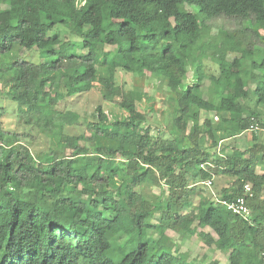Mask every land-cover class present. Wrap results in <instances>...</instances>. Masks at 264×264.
I'll return each instance as SVG.
<instances>
[{
    "label": "trees",
    "instance_id": "obj_1",
    "mask_svg": "<svg viewBox=\"0 0 264 264\" xmlns=\"http://www.w3.org/2000/svg\"><path fill=\"white\" fill-rule=\"evenodd\" d=\"M220 17L247 27L213 36ZM262 23L264 0H0V57H12L0 83L23 126L7 129L0 107V264H194L166 232L195 228L227 264H261ZM33 52L38 62L26 58ZM126 75L166 82L168 136L153 134ZM95 85L102 103L85 136L71 135L80 115L60 105ZM202 113H215L219 129ZM34 130L49 140L47 161L28 146ZM243 133L253 143L245 150L234 142ZM245 184L250 220L212 201L237 200Z\"/></svg>",
    "mask_w": 264,
    "mask_h": 264
},
{
    "label": "rangeland",
    "instance_id": "obj_2",
    "mask_svg": "<svg viewBox=\"0 0 264 264\" xmlns=\"http://www.w3.org/2000/svg\"><path fill=\"white\" fill-rule=\"evenodd\" d=\"M2 9L5 8V6L1 7ZM209 26L211 27V34L213 36H218L219 32L221 30L225 31H236L239 29H243L244 27H247L246 21H240L237 19H231L228 17H220L217 19H214L209 22ZM72 26H69L71 28ZM260 35L264 36V23H262V28L260 30ZM249 38L255 42V48L256 49H263V45L260 43L259 40L256 38H251L252 35L249 32ZM207 39V38H206ZM66 47L71 48L72 46H76L77 51L79 53H82L84 51V48L81 43H69L66 42ZM112 53V58H117V49L116 48H110ZM262 57H264V50L262 53ZM12 57H0L1 61L4 62L0 63V68L3 69L4 65L10 61ZM26 58H29L38 62L40 60L38 54L35 52L27 54ZM6 63V64H5ZM211 65V63H209ZM6 70V67L4 68V71ZM124 81L127 83V86L135 90L136 99L138 101L139 108L142 111L147 112L148 117H150L152 121V125L154 127L153 134L158 135L162 134L163 136H168L169 130L168 128L171 125V118L170 117V104L168 101L169 97V91L166 87V82L159 80L157 78L146 76L145 78H139L137 75H126L124 78ZM188 80H192V74L189 73ZM249 87H255V84L253 82L248 83ZM210 97H213L212 95ZM215 99V98H214ZM102 103L101 98V92L98 87L95 88L89 92L86 95L71 98L67 100L66 102L61 103L60 108L64 110H72L80 115L81 120L78 123L77 127H74L70 129L71 135H82L85 136L86 134V123L92 119V114L94 113L95 109L99 104ZM149 106L152 107L151 110H149ZM0 107H4L6 110V115L3 119L4 125L7 129L10 130H22L23 126L19 124L17 116H16V109L18 108V104L14 101H10L8 97H6L5 90L3 88V85L0 83ZM105 111L107 113H112L113 108L110 104L105 103L104 104ZM119 111L115 110V113H118ZM210 117V119L213 122V126L216 129H219V118L216 117L215 113H202V118ZM158 131H161L158 133ZM221 133V132H220ZM33 138L28 141V146L31 149V151L34 153L35 156L41 155L42 158H44L46 161L49 160L50 156V143L47 138L42 136L37 130L32 131ZM259 138L261 137L262 133L260 132ZM233 141V140H232ZM231 141V142H232ZM261 141L264 142L263 139ZM235 145L237 148L241 150H245L247 148H250L252 146V135L245 133L242 134L240 137L235 139ZM229 143V142H228ZM224 145V143H222ZM220 148V147H219ZM221 148L219 149V151ZM70 151H68V155H70ZM222 154L223 152L220 151ZM224 153H231V149L226 150ZM65 156H60V159L64 158ZM152 191L156 194H159V190L156 188H153ZM211 193H216L214 191V188L212 186V189L210 190ZM216 203V201H214ZM157 216V215H156ZM152 224H158L157 219L154 218L150 220ZM205 231L210 232L209 229H206ZM200 229L195 228L192 235L187 234H177L172 231H167L166 235L169 236L174 243L175 246L179 248L180 253H185L187 255L188 261L193 262L194 264H212L213 262L218 264H227L228 257L227 254L220 250V248H217L216 246L208 247L206 246L205 242L200 236ZM161 232L158 230H155L151 232V236L153 239L157 240L160 237ZM212 236L216 238V235L212 233ZM171 243V244H173ZM124 244L126 248L129 250H132L134 247L133 243H120Z\"/></svg>",
    "mask_w": 264,
    "mask_h": 264
},
{
    "label": "built area",
    "instance_id": "obj_3",
    "mask_svg": "<svg viewBox=\"0 0 264 264\" xmlns=\"http://www.w3.org/2000/svg\"><path fill=\"white\" fill-rule=\"evenodd\" d=\"M250 131L259 132L261 131L258 125H252ZM205 168V165L201 166ZM207 187L212 186V181H207L204 183ZM254 197L253 188L250 184H245L243 188V195L233 202H228L226 200H217V204L225 207L233 214L242 217L245 220H250L252 212L248 206V201ZM261 264H264V252L261 253Z\"/></svg>",
    "mask_w": 264,
    "mask_h": 264
},
{
    "label": "crops",
    "instance_id": "obj_4",
    "mask_svg": "<svg viewBox=\"0 0 264 264\" xmlns=\"http://www.w3.org/2000/svg\"><path fill=\"white\" fill-rule=\"evenodd\" d=\"M261 133H262V135H261V137L259 138V140H260V142H261L262 144H264V142L261 141V139L264 140V131H262ZM243 134H245V133H243ZM240 136H241V135H240ZM240 136H238V137H240ZM238 137H237V138H238ZM212 201H213V202L216 201V203H217V199H216V198L212 199ZM184 254H185V253H184Z\"/></svg>",
    "mask_w": 264,
    "mask_h": 264
}]
</instances>
